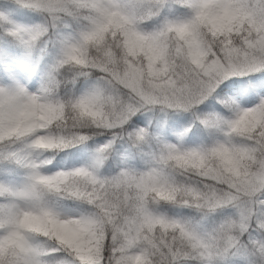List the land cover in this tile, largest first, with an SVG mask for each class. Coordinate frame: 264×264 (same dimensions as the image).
<instances>
[{
    "label": "snow or ice",
    "instance_id": "6c2138e0",
    "mask_svg": "<svg viewBox=\"0 0 264 264\" xmlns=\"http://www.w3.org/2000/svg\"><path fill=\"white\" fill-rule=\"evenodd\" d=\"M0 264H264V0H0Z\"/></svg>",
    "mask_w": 264,
    "mask_h": 264
}]
</instances>
